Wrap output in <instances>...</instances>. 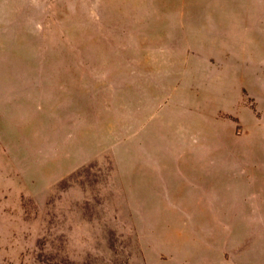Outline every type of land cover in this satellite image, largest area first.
I'll return each mask as SVG.
<instances>
[{
    "label": "rangeland",
    "instance_id": "rangeland-1",
    "mask_svg": "<svg viewBox=\"0 0 264 264\" xmlns=\"http://www.w3.org/2000/svg\"><path fill=\"white\" fill-rule=\"evenodd\" d=\"M0 264H264V0H0Z\"/></svg>",
    "mask_w": 264,
    "mask_h": 264
}]
</instances>
